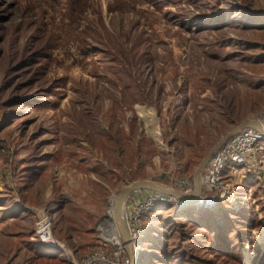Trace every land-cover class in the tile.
Listing matches in <instances>:
<instances>
[{
  "label": "rangeland",
  "instance_id": "obj_1",
  "mask_svg": "<svg viewBox=\"0 0 264 264\" xmlns=\"http://www.w3.org/2000/svg\"><path fill=\"white\" fill-rule=\"evenodd\" d=\"M259 117L264 0H0V264H70L40 210L76 258L109 243L126 186L194 180ZM235 184V206L153 211L138 263L264 264V163Z\"/></svg>",
  "mask_w": 264,
  "mask_h": 264
},
{
  "label": "built area",
  "instance_id": "obj_2",
  "mask_svg": "<svg viewBox=\"0 0 264 264\" xmlns=\"http://www.w3.org/2000/svg\"><path fill=\"white\" fill-rule=\"evenodd\" d=\"M262 124V129L244 128L213 154L204 168L201 192L193 204L158 191H148L140 200L130 201L126 216L135 258L139 257V242L145 233V219L159 207L169 205L177 209L193 207L198 210H214L226 201L235 206L234 202L239 199L235 179L246 167L256 168L264 163V122ZM168 189L190 196L195 191V183L191 178L180 177ZM36 214L34 238L45 246L67 252L71 256L70 264H133L129 244L120 237L76 258L54 237L50 214L43 210Z\"/></svg>",
  "mask_w": 264,
  "mask_h": 264
},
{
  "label": "water",
  "instance_id": "obj_3",
  "mask_svg": "<svg viewBox=\"0 0 264 264\" xmlns=\"http://www.w3.org/2000/svg\"><path fill=\"white\" fill-rule=\"evenodd\" d=\"M246 127H254L256 129H262V126L260 125L258 119H254V120L246 119L245 121L240 123L235 129H233L231 132H229L225 137H223L214 146V148L208 153V155L203 159L202 163L200 164V166L196 170L195 175H194L195 191L192 195L184 196L182 193H180L177 190L168 189L159 183H156L153 181H148V180L134 181L131 184H129L128 186H126L121 191V193L118 195V201H117V207L116 208H117L118 213H120V210L122 209L125 213V217L123 218V224H122L123 227L122 228L118 227V233H119L120 238H122L125 242H127L129 244V248L131 250L133 262L135 260V255L132 252L133 245H132L131 238H130L129 226H128L127 216H126V203L129 199V197L132 194L137 193L138 191H143V190L158 191V192L166 193L169 195H173L179 199L185 200V201L193 204L198 199L199 194L201 192L202 173H203V170H204L205 166L207 165L208 161L210 160V158L226 141H228L233 135L240 132L241 130H243ZM109 216H110V211H108V213H107V217H109Z\"/></svg>",
  "mask_w": 264,
  "mask_h": 264
},
{
  "label": "bare ground",
  "instance_id": "obj_4",
  "mask_svg": "<svg viewBox=\"0 0 264 264\" xmlns=\"http://www.w3.org/2000/svg\"><path fill=\"white\" fill-rule=\"evenodd\" d=\"M263 120H264V117L258 118V121H259V123H260L261 126H263V124H262L264 122ZM117 201H118V196H117V199H116V201L114 203V206L112 208V212H113L114 217H115L114 227H116L115 230L117 231L116 236H114V235L113 236H110V234H108V232H109L108 230L110 229V227H108L106 224L103 225V227H104V234L107 237L111 238L112 240H117L118 237H120L119 236V233H118V227H120V228L123 227V225H122L123 224V218L125 217V213H124V211L122 209L120 210V213H118L117 208H116L117 207ZM126 215H127V213H126ZM104 220H106V218ZM141 251H142V249L139 247V257L135 258L133 264H139L138 262L140 260Z\"/></svg>",
  "mask_w": 264,
  "mask_h": 264
},
{
  "label": "trees",
  "instance_id": "obj_5",
  "mask_svg": "<svg viewBox=\"0 0 264 264\" xmlns=\"http://www.w3.org/2000/svg\"><path fill=\"white\" fill-rule=\"evenodd\" d=\"M147 192H148V191L143 190V191H138L137 194H138L139 196H141V195H143V194H145V193H147ZM134 194H135V193H134ZM131 196H133V194H132ZM131 196H130V197H131ZM134 197H135V196H134ZM134 197L132 198V201L134 200Z\"/></svg>",
  "mask_w": 264,
  "mask_h": 264
},
{
  "label": "crops",
  "instance_id": "obj_6",
  "mask_svg": "<svg viewBox=\"0 0 264 264\" xmlns=\"http://www.w3.org/2000/svg\"><path fill=\"white\" fill-rule=\"evenodd\" d=\"M143 196H144V194L141 195V196H138V195H137V196L134 197V200H135V201H134V200H133V201L136 202V201L140 200ZM131 204L133 205L132 202H131ZM115 228H116V227H115Z\"/></svg>",
  "mask_w": 264,
  "mask_h": 264
}]
</instances>
